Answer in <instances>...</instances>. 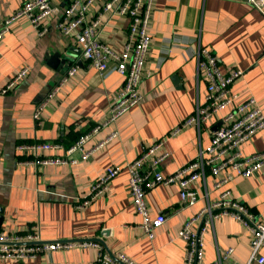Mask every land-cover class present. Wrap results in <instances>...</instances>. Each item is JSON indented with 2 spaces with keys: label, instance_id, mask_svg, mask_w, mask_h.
<instances>
[{
  "label": "crops",
  "instance_id": "0c3cea01",
  "mask_svg": "<svg viewBox=\"0 0 264 264\" xmlns=\"http://www.w3.org/2000/svg\"><path fill=\"white\" fill-rule=\"evenodd\" d=\"M22 1L0 0V20ZM58 19V15L48 18V31L39 36L25 18H19L0 39V231L24 234L35 229L45 242L99 239L106 250L120 251L136 264H183L184 243L176 232L205 200L180 209L177 184L148 189L145 196L151 214L167 216L150 238L139 226L125 166L142 145L162 141L161 150L168 157L159 169L167 175L194 159L199 146L208 143L218 118L199 131L190 125L169 135L204 99L206 80L197 63L200 47L219 58L222 72L232 67L243 70L232 89L254 96L264 113V16L244 0H155L149 24L151 44L140 83L142 99L101 128L85 147L111 132L116 136L85 161L24 164L30 156L17 150V144L59 142L62 148L44 154L63 155L78 135L105 118L113 94L123 83L117 72L101 77L89 67L74 41L61 35ZM126 29V19L116 17L107 22L101 39L116 45ZM73 62L79 64L76 75L41 111L37 122L34 109ZM25 65L30 69L22 81L1 93L6 81ZM242 149L246 154L264 150V129L243 143ZM111 166L120 170L105 191L75 208L76 198L88 196L93 182ZM211 181L208 177L213 199L219 191L211 187ZM199 188L202 194L204 188ZM225 188L253 212L264 209V168L250 177L235 178ZM229 247L233 253L223 264L246 262L248 232L233 218L223 217L205 234V262L215 261L218 251ZM260 251L264 255V245ZM96 255L93 246L72 247L33 258L0 260V264H95Z\"/></svg>",
  "mask_w": 264,
  "mask_h": 264
},
{
  "label": "built area",
  "instance_id": "2783aa9c",
  "mask_svg": "<svg viewBox=\"0 0 264 264\" xmlns=\"http://www.w3.org/2000/svg\"><path fill=\"white\" fill-rule=\"evenodd\" d=\"M244 1L264 16V0ZM154 3L155 0H23L19 8L0 20V39L19 18H25L40 36L48 31L46 20L58 15L61 35L74 41L89 67L97 70L101 77L111 72H117L123 77V83L112 96L105 118L65 147L63 155L44 154L62 148L59 142L17 144V150L30 156L23 161L24 164L46 166L85 161L116 136V132H111L105 138L94 141L89 148L85 147L101 128L114 122L142 99L140 83L151 44L149 24ZM116 17L126 19L127 29L124 37L115 45L103 41L101 33L107 22ZM197 56L198 70L200 68L206 80L204 99L169 131V135L174 136L190 125L199 131L203 124L215 118H218L219 124L210 132L208 143L204 147L199 146L194 159L167 175L159 169V165L168 157V152L161 150L162 141L142 145L136 158L125 166L131 202L140 217L139 226L143 234L151 238L154 229L161 226L167 216L163 212L151 214L146 202V191L158 184L175 183L179 188L180 209L194 205L200 198L205 200L176 232L184 243L183 264H223L230 258L232 247L218 251L215 261L205 262V234L212 230L216 220L223 217L233 218L249 234V256L243 264H264V255L260 252L264 245V209L253 212L233 198L229 188H225L235 178L250 177L264 168V150L246 154L242 149L243 143L264 129V113L254 96L242 95L232 89L234 80L244 74L242 69L232 67L222 72L219 58L206 47H200ZM29 69L30 66L25 65L16 70L6 81L1 93L12 91ZM78 69L77 62L71 63L58 83L36 106L32 116L37 122L41 121V111L62 86L72 80ZM74 154L78 157H74ZM119 170L117 166L108 167L93 182L88 196L76 198L75 208L85 206L91 199L102 194L109 180ZM208 177L212 178L211 187L219 191L213 199L207 189ZM200 185L204 188L202 194ZM85 246L96 248L95 264H136L120 251L106 250L99 239L45 242L35 229L24 234L0 231V260L33 258L42 252Z\"/></svg>",
  "mask_w": 264,
  "mask_h": 264
},
{
  "label": "water",
  "instance_id": "95a60500",
  "mask_svg": "<svg viewBox=\"0 0 264 264\" xmlns=\"http://www.w3.org/2000/svg\"><path fill=\"white\" fill-rule=\"evenodd\" d=\"M56 55H58V54H56ZM218 124H219V122H218ZM218 124H217V125H218ZM217 125H216V126H217ZM216 126L214 127V129L216 128ZM1 220H2V215L0 214V222H1Z\"/></svg>",
  "mask_w": 264,
  "mask_h": 264
},
{
  "label": "trees",
  "instance_id": "16d2710c",
  "mask_svg": "<svg viewBox=\"0 0 264 264\" xmlns=\"http://www.w3.org/2000/svg\"><path fill=\"white\" fill-rule=\"evenodd\" d=\"M82 133H83V132H82ZM82 133H81V134H82ZM81 134H80V135H81ZM78 137H79V135L75 138V140H76Z\"/></svg>",
  "mask_w": 264,
  "mask_h": 264
},
{
  "label": "rangeland",
  "instance_id": "374dc122",
  "mask_svg": "<svg viewBox=\"0 0 264 264\" xmlns=\"http://www.w3.org/2000/svg\"><path fill=\"white\" fill-rule=\"evenodd\" d=\"M204 125V124H203ZM205 146V144H203V147ZM140 218V217H139ZM261 252V251H260Z\"/></svg>",
  "mask_w": 264,
  "mask_h": 264
}]
</instances>
